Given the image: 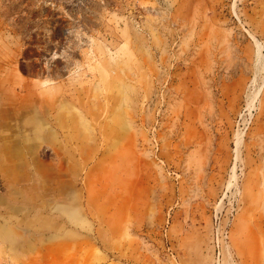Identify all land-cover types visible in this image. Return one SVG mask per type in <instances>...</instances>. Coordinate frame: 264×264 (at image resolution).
I'll list each match as a JSON object with an SVG mask.
<instances>
[{"label": "rangeland", "instance_id": "1", "mask_svg": "<svg viewBox=\"0 0 264 264\" xmlns=\"http://www.w3.org/2000/svg\"><path fill=\"white\" fill-rule=\"evenodd\" d=\"M9 145L0 264H264V0H0Z\"/></svg>", "mask_w": 264, "mask_h": 264}, {"label": "crops", "instance_id": "2", "mask_svg": "<svg viewBox=\"0 0 264 264\" xmlns=\"http://www.w3.org/2000/svg\"><path fill=\"white\" fill-rule=\"evenodd\" d=\"M8 147H4V148L2 147V149H1L3 151L7 152L6 155L8 156V158H6V159H9V160H6L7 161L6 163L0 165V168L2 170H6V172H7V170L16 169L18 167L17 154H19V153H17V151L14 150L16 147H13L11 145H9Z\"/></svg>", "mask_w": 264, "mask_h": 264}]
</instances>
